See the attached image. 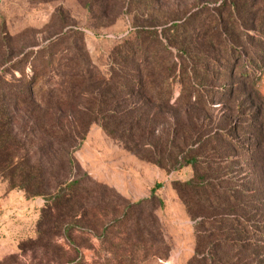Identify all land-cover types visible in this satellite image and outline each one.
Listing matches in <instances>:
<instances>
[{
  "label": "rangeland",
  "instance_id": "1",
  "mask_svg": "<svg viewBox=\"0 0 264 264\" xmlns=\"http://www.w3.org/2000/svg\"><path fill=\"white\" fill-rule=\"evenodd\" d=\"M226 1L0 0V75L9 83L4 88L15 91L22 75L29 79L31 62L52 41L58 42L57 61L62 65L42 78L43 91L34 88V100L5 105L6 112L14 113L12 127L22 143L9 148L12 167L34 169L42 181L39 193L44 195L32 194L33 187L24 183L19 170L7 176L0 172V264H188L195 253L200 219L193 220L184 200L192 202L197 216L206 215L208 204L201 205L206 189H198L196 197L184 187L186 183L213 187L220 196L231 192L244 203L262 198L261 172L255 167L252 149L257 139L252 131L245 135L230 132V145L213 139L207 147L200 146L225 121L229 131L239 122L252 127L260 121L261 111L264 116V75L255 92L250 84L242 86L238 77L229 80V69L220 74L227 62V49L220 45L224 37H210L214 27L226 30L225 13L219 11ZM246 1L249 14L247 18L242 13L234 16V28L245 21L243 31L255 36L263 12H255L253 5L264 6V0ZM215 13L222 14L220 23L224 24H217L212 17ZM139 35L142 39L134 43L165 45L171 51L170 61L177 63V72L168 77L153 67L142 92L127 99L129 88L122 91L118 85L114 94L126 105L138 103L145 119L152 121L147 133L153 150L162 153L175 139L173 153L189 155L186 145L201 139L191 150L198 152L202 163L174 169L172 160L165 158L167 166L159 167L128 153L99 124L92 125L85 139L77 142L74 166L62 165L53 151L48 156L46 141L51 138L53 116L47 110L57 102V95L65 101L71 95L67 85L75 64L68 59L77 62L84 54L105 81H126L120 71L132 80L134 68L124 67L118 57L130 51L120 52L124 44ZM180 50L186 51L189 61L182 62ZM218 52L222 58L216 64ZM165 56L163 52L161 59ZM181 64L187 66L185 84L180 80ZM93 67L83 71L82 80ZM186 87L202 102L193 107L179 102ZM81 93L79 101L84 105L90 97ZM54 117L65 124L81 118ZM184 139L185 145L181 144ZM43 170L53 175L44 178ZM72 181L80 184L69 189ZM156 184L163 187L153 198L151 190ZM57 192L62 199L55 200Z\"/></svg>",
  "mask_w": 264,
  "mask_h": 264
},
{
  "label": "trees",
  "instance_id": "2",
  "mask_svg": "<svg viewBox=\"0 0 264 264\" xmlns=\"http://www.w3.org/2000/svg\"><path fill=\"white\" fill-rule=\"evenodd\" d=\"M253 6L255 7V12L260 10L263 12L260 25L256 28L257 34L255 36H249L248 33L243 31L244 26L247 25L245 21L240 23L238 28H234V16L236 17L242 13L247 18L249 14L247 10L251 7L247 5V1L229 0L219 7V11L225 13L226 16V30L222 32L220 29L222 27L217 25L218 27L213 28L215 30L211 33L210 39L212 40L218 35L224 37L220 45L227 49V59H224L227 62L225 61V66L222 65L220 67V74L222 75L229 69V73L227 74L229 80L238 77L242 86L250 84L252 90L258 92L264 75V6L263 3ZM221 15H217V13L212 15V17L216 18L217 24H224L220 23ZM201 27L202 25L198 27V31L202 29ZM211 30L212 27H210V32ZM137 39L142 38L139 35L132 38L130 42L127 41L120 52H123L126 48H130V51H124L125 56L118 57L123 62L124 67L129 69L134 68L132 72H136L134 73L136 77L132 80H129V76L124 71H120L122 73L120 76L125 78L126 81L121 82V79H118L119 81H116V83L110 80L105 81V78L101 74H97V67H93V64L87 61V57L83 53L77 62L76 59H68L69 63L75 64V66L70 71L74 73L71 74L70 82L67 86L71 90V95H77V93L78 95L72 98L71 95H67L66 101L63 97L57 95V102L54 106L48 107L47 112L53 116L51 118L52 124L50 125L52 128L51 138L46 141L48 156L53 151L55 157L60 159L59 161L62 165L74 166L73 153L76 150L77 142L85 139L92 125L99 124L105 134L114 141L121 143L128 153L159 167L165 168L167 166L165 158H169V161L172 160L174 169L176 168L175 166L183 168L190 165L198 166L202 163L200 155L197 154L198 152L191 150L195 144L201 142V139H193L186 145L191 150L187 153L189 155L183 154V151H181L182 153H173L175 139L167 143L162 153L153 150L150 147L151 140L149 137L151 135L147 133V125L151 124L152 121L145 119V114L140 112L142 108H139L141 106L138 103L126 105L124 102H121L119 95L114 94L117 91L118 85L122 91H125L123 88L125 86L129 88L128 90L132 95L127 93V96H129L127 99L131 98L134 93L138 94L142 92L147 82L146 77L154 70L153 67L162 70L168 77L175 75L177 72V63L170 61L172 58L171 51L165 45L159 41L156 43H134ZM57 44L58 42L52 41L42 49L41 53L43 55L31 62V77L27 79L25 75H22L18 80L19 85L15 91L4 88V85H8L9 83L0 75V172L7 176L8 173H16L19 170V174L24 178V183L33 187L32 194L35 196H43L44 194L39 193V190L42 191V189L38 184H42V181H39L38 179L40 178L34 175V169L24 171L18 165L12 167L13 162H11V157L8 154L9 148L19 147L22 143L17 139L18 136L14 134L15 132L12 127L14 113L11 111L6 112L5 105L12 107L21 103L22 99L34 100L36 98L33 92L34 88H37L38 92L43 91L45 82L41 83L42 78L46 77L56 66L62 67L57 61L59 54V51L56 49ZM239 48V51L242 49L244 51L237 52L236 50ZM131 49L136 50L132 52ZM163 52L166 56L164 59H161ZM180 53L182 54L180 56L182 62L190 60L186 51L180 50ZM216 54H219V52ZM219 56L220 54L214 55L216 57L214 59L216 64L218 62L217 59L222 58ZM235 58H237L236 63L234 61ZM81 59L86 60L81 63ZM239 62L242 63L240 67H238ZM182 65L180 66L182 68L180 80L181 83L185 84L187 66L183 67ZM204 65L208 67L207 61L204 62ZM89 67L91 69L93 67L94 71L88 72V75H84L82 80L81 74H83V71H89ZM121 77L117 76L116 78ZM82 86L85 87L84 91L81 90ZM81 91V94L87 92L90 97L86 99L87 102L84 105L79 101V93ZM191 93V88L186 87L178 101L184 100V105L187 107H193L198 102H202V100L197 99V96ZM59 114L64 115L66 120L68 118L74 119L76 116H80L81 118L77 122L75 121V123L67 120V124H65L62 120L54 117ZM260 114L258 117L260 121L252 127H247V125L239 122L236 126L231 125L230 128L232 129L228 131L226 129L227 122L225 121L215 128L206 143L200 144V146L205 145L207 147L210 144V140L214 139L215 141H228L230 145L232 144V139L228 135L230 132L234 135H238L240 132L245 135L252 131L254 133L253 138L257 139L252 149L257 160L255 167L261 172V182L259 185H261L260 191L263 192V195L258 202L247 200L244 203L231 192L220 196L217 195L213 187L204 186V188H200L197 185L193 186V181L186 183L184 187L190 191L193 190V194L195 193L196 197L198 189H206L207 192L206 195H203V199H201L203 201L201 205L204 208L205 204H208L207 213L210 214L195 215L192 202L183 199L187 211L193 220L200 219L196 228L195 253L188 264H264V118H262V111ZM185 142L187 141L184 139L181 141V144L185 145ZM179 158H181V161ZM2 159L5 160L1 162ZM43 175L44 178H50L53 174L52 172L49 173V170H43ZM202 180L204 181V179ZM79 184L80 182L78 181H72L68 184V188H73ZM162 187V184L155 185L151 190L153 198L156 197V191ZM53 189L58 190L59 187H54ZM210 193L211 195H209ZM55 197V200L62 199L61 192H57ZM129 211L127 209L126 215ZM206 227L207 230L205 229Z\"/></svg>",
  "mask_w": 264,
  "mask_h": 264
}]
</instances>
